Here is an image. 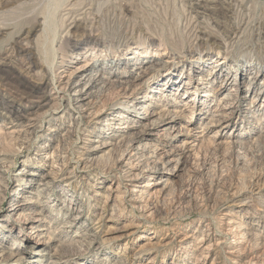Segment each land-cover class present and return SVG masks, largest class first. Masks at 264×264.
<instances>
[{"label": "rangeland", "instance_id": "rangeland-1", "mask_svg": "<svg viewBox=\"0 0 264 264\" xmlns=\"http://www.w3.org/2000/svg\"><path fill=\"white\" fill-rule=\"evenodd\" d=\"M62 1L0 0V23L4 24L0 26L7 24L0 35V97L13 101L17 107L27 108L37 98L22 95L20 80L38 83V78L48 70L44 77L49 82V70L54 75L59 69L62 70L56 74L61 75V83L56 85L54 81L55 87L50 85L47 90L42 86L40 89L51 98L44 110L50 107L53 110L50 115L56 121H48L49 116L40 122L36 132L25 134L24 131L16 133L15 130L20 127L7 124L0 116V230L5 232V228L11 227L13 236L10 241L2 242L4 247L21 242L22 250H27L36 240L42 242L37 244L38 248L43 247V243H47L45 236L50 234L42 233L40 229L47 225L51 227L50 233H53L63 222L64 212L67 215L65 219L72 225L75 223V226L67 228L68 234L73 235L77 228H86L92 233L91 244L82 242L79 255V246L69 245L58 251L65 264H99L105 259L116 260L117 264H264V247L259 243L260 239L264 240V143L254 142L264 136V121L255 124L253 119L247 118L249 114H244L249 102L242 99L246 94V81L238 97L233 100L234 107L225 111V117L217 124L204 125L220 113L217 106L220 103L217 102L221 95L209 92L214 97H205L211 102V107L207 106L206 111L202 95L206 94L208 88L197 89L194 95H190L191 89L186 96H179V93H183L184 88L179 90L185 85V78L189 77V67H186L189 62H184L182 68L180 60L184 56L178 57L179 51L183 50L182 54L189 59L185 51L190 46L198 45L204 49L208 45L214 48L200 74L206 75L207 67L223 56L218 51L222 52L224 48L220 46L216 49L222 41L217 34L221 31L228 35L235 32L237 17H242L246 24L239 31L227 65L231 64L232 67L233 59L239 63L264 61V0H243L244 3L240 0H93L92 6L85 9L87 13L80 16L82 20L71 28L70 38L60 37L64 23L62 18L54 15L56 2L60 7ZM197 2L200 7L196 6ZM235 9H241L240 13ZM44 13L53 14L49 17L55 22L54 34L49 33L45 42L43 27L36 23ZM194 19L203 20L202 25L210 22L212 27L219 29L209 31L216 38L206 40V33H198L196 35L201 40L195 43L190 32ZM53 36L56 40L51 43ZM85 37L98 39V50L112 49L110 54L114 57H108V62H112L117 55L125 54L124 50L137 47H142V55L150 58L157 51L164 50L167 54L158 58L163 62L161 68L155 72L145 71L141 76L136 74V68L125 72L123 66L118 64L112 70L118 73L115 79L119 81V86L106 88L101 97H96V88H92V94L73 104L75 110L62 109L56 106L57 101L52 98L58 95L56 91L61 88L59 93L72 95L74 91L70 87L80 77L81 70H77V67L99 57L98 53L94 57L89 54L92 48L88 47H92V42L85 49L80 48L78 42ZM26 43L38 56L33 64L27 63L25 53L17 54L19 48L26 47ZM75 55L78 58H74ZM197 55L191 57L192 62ZM52 59H55L53 64L50 63ZM181 69H184L181 85L175 96L176 86L168 89L161 85L164 75L173 70L177 75H173L172 80L174 83L178 81ZM196 73L193 71L194 76L190 81L194 86L200 85ZM71 80L72 84L65 85L66 81ZM212 86L215 87L214 84ZM83 87L80 84L77 88ZM155 91L162 92L163 97L158 99L161 93L155 95ZM144 92L148 97H153L148 108H153V115L142 119V126L138 128L108 129L128 124L125 119H107L123 109L126 102L138 103L136 110H143L137 108L141 107ZM171 95L177 98L175 103L170 100ZM191 97L195 99L189 101ZM80 104H83L81 110ZM144 104H149V100ZM168 108H173L178 118L167 120L164 127L150 128L148 131L143 129L145 123L151 122L160 111ZM109 122L114 123L108 126ZM171 124L181 128L183 140L188 146L182 164L177 166L178 170L171 173L175 165L172 162L156 173L145 171L141 179L129 180L139 171L132 168L130 176L125 178L121 169H126L123 165L128 163L130 153L122 162L116 161L124 146L109 144L111 132L120 131L124 141L134 132H146L151 143L158 145L165 141ZM151 132L156 135H149ZM229 141L240 145L231 150ZM161 156L159 151L153 159L160 161ZM105 158H108L106 163ZM31 171L35 173L32 177L24 174ZM150 174H153L152 178ZM23 177L33 178L35 183L38 180L45 183L38 186V189H42L38 201L42 206L51 205L45 211L48 209L55 219L52 225L38 221L30 223L31 228H27L29 220L40 218L36 215L38 209L35 206L27 205L24 217L7 210L10 203L24 201L23 189L17 191L18 197L14 195ZM35 183L31 189L22 187L36 192ZM69 204L83 211L82 216L76 215L81 217L78 221L72 220L77 213L69 208ZM58 209L61 210L57 216ZM230 221L244 223L250 236L248 240L234 239V232L229 230ZM25 234L30 238L27 239ZM17 235L19 237L16 238ZM203 238L205 240L200 241ZM256 240H259L258 243ZM104 245H107V250L103 255L100 251ZM202 247L208 248L206 257L196 261ZM231 250L236 252L231 254ZM47 258L43 254L39 264H49ZM24 260V264H33Z\"/></svg>", "mask_w": 264, "mask_h": 264}, {"label": "bare ground", "instance_id": "bare-ground-1", "mask_svg": "<svg viewBox=\"0 0 264 264\" xmlns=\"http://www.w3.org/2000/svg\"><path fill=\"white\" fill-rule=\"evenodd\" d=\"M57 1H59V0H57ZM61 1L62 0H60V2ZM92 1L93 0H63L62 3L59 4L60 7H57L58 4L56 2L57 8L56 7L53 8L55 10L54 15L57 14L58 17H60V19L62 18V21L64 23V24L62 23L63 28H61V33H62V35L60 36L61 38H70L71 28L76 27L75 24H77L76 22L78 20H80V19L82 20V17H80V16H82L86 12L85 9H87L88 6H92V5H90L93 3ZM240 1L243 2V0H240ZM234 2H235V0H234ZM234 2H232V3H234ZM242 2L240 4L244 5L243 4L244 2L243 3ZM196 6L200 7L201 5H200V3L197 2ZM244 9H246V8H244ZM235 10L239 13L241 11V9H235ZM49 15L53 16V14H49ZM49 15L47 13H44V16H42V19L40 21H39V19L36 20V23L39 26L41 25V27H43L42 32L44 34V36H43L44 42L46 41L48 34L49 33L51 34V32L53 33V29L55 28L54 27L55 22L53 21L52 17L50 19ZM237 16H240V15L237 14ZM246 18H247V16H246ZM195 20L196 19L193 20V25L191 24L192 27L190 28V32H192L191 34L195 38L194 39L195 43L198 41V39L201 40V37H199V35L198 36L196 35L198 33L199 34H201V33L205 34L206 33V35H207L206 40H208L210 38H216L214 36V34H212L209 31H211V30L212 31H216V30L220 31L219 29H215L214 27H212L210 22L209 23L206 22V25L205 24L202 25L201 23L203 20L202 21H200V20L195 21ZM236 21L237 22L235 24L233 23L235 26V32L232 31L233 33L231 32L230 35L226 34V32H224V31H221L220 33L216 32V33H219L217 35L222 40L221 44L216 46V49H219L220 46H221V48L223 47L224 49L222 50V52L218 51V53L219 54L222 53L223 56L217 60L215 59L211 63V65L209 67H207L206 75L201 76L200 74L204 70V66H206V64L209 62L208 59H210V56L214 51L213 50L214 48H212V47L210 48V47H208V45H206L204 49H202L198 45L190 46L188 48V50L185 51L190 56L189 59H186L185 55L182 54L183 50L179 51L180 53L178 54V57L184 56L180 60L182 62V65H181L182 68H184L186 62L187 63L189 62L188 65H186V67L187 66L189 67L188 68L189 77H187V79L185 78V85H182L181 88H180V85H181L180 80H182L181 75L183 74L184 69H181L180 72L178 73L179 76L177 77V79H179V80L176 81L175 83H174V80H172V76L177 75L176 71L173 70L172 72H169L166 75H164V81L162 82L161 86L163 87L165 85V87L170 89L174 85V87L175 86L177 87L176 89L174 88L175 92L179 88H180L179 92L182 91V89L184 88L183 93H181V94L179 93V96H186V94L189 93L191 91V89H192V93H190V95H194L196 93L197 89L199 90L202 87L203 88L205 87V89L208 88L205 90L206 94L202 95V97H204L203 98L204 100L202 101V103L205 106V111H206L207 106L211 107L210 100L206 99L205 97L206 96L214 97L213 95H210L209 92L212 91V92L219 93L221 95L219 97L218 102H217V103H220L219 105L217 104V106L220 110V113L214 115V116H217V118L210 119L204 125H208V124H212V123L217 124L220 122V120L223 117H225V114H224L225 111L229 108L234 107L235 101H233V100L238 97L237 94L239 93V91L242 90L241 87H242V85H244V83H246V81H247L246 89H245L246 94L242 99L244 102L248 99L249 102L247 103L246 109H244V112H245L244 114H245V116H246V114L247 115L249 114L247 118L253 119L252 122L255 124H259V123L264 121V61L260 60L261 62L260 61L255 62L254 60H247V61H243V62L239 63V62H237L236 59H233V63H232L233 66L231 67V64L229 66L227 65L228 61L230 59V52H232V49H233L232 48L233 44L239 38V36H238L239 31H240L241 27L244 24H246V21L244 19H242V17L241 18L237 17ZM212 22H216V20L212 21ZM6 25L7 24L5 23V26H0V35L2 33V30L6 28ZM54 39H55V36H53L51 38V40H52L51 43L56 40V39L55 40ZM98 41L99 40L96 38L91 39V38L85 37V38H83V40L78 42L81 45L80 48H82V50L85 49L86 47H88V44L92 42V44H93L92 47H88V48H92L91 51L89 52V54H91L94 57L98 53L99 57L94 58L93 61H91L90 63H85L80 68L77 67V70H79V69L81 70L79 72L80 77L75 81V83H73L72 87H70L74 91V93L72 95H70L66 92L65 93L63 92L61 94V93H59L62 90L60 88L58 90L59 92L56 91V93L58 95L55 97H52L53 99H55L57 101V103H55L56 106H58L62 109L75 110L76 107L73 106V104L77 103V102H81L82 100L87 98V96L92 94L93 91L90 90L92 88H96V90L94 91L96 94V97H101L104 94L106 88H113L119 84L118 83L119 81L115 79V77L117 76L118 73L115 72V70H112L113 67H116L118 64H121L123 66L122 68L124 69L125 72L130 70V68L131 69L133 67L136 68V70H137L136 74L138 76H141L142 74L145 73V71L155 72L159 68H161L163 62H162V60H160L158 58L167 54L166 52H164V50L161 49L162 51H157V54H154L152 56V58H153L152 59L150 57H146V56L142 55L144 53V51H142L143 48L137 47V48H134L133 50H129V49L124 50L125 54H123L121 56L117 55V57L115 59H113L112 62H108L110 60V59H108V57L112 58V56H113L110 54L111 53L110 50H112V49L104 48V49L98 50V48L96 47V46H99ZM24 45L26 47L25 48L21 47V49L19 48V52H17V54L19 55L21 53H25L27 63L28 64L35 63V60L37 59L38 56H36V54L31 50L30 45H28L27 43ZM145 48H147V47H145ZM163 49H164V47H163ZM83 53H86V52H83ZM193 53L198 54V55L195 57V59H193V62H192L191 57L194 56ZM180 54H182V55H180ZM192 54H193V56H192ZM219 54H217V56H219ZM262 54L264 57V51ZM74 58H78V56L75 55ZM262 59H264V58H262ZM54 61H55V59H52L50 63L53 64ZM115 61H117V62H115ZM225 66H227L226 69H225ZM86 70H89V71L85 72ZM186 70H187V68H186ZM61 71L62 70L59 69L56 74H58ZM193 71L197 72L196 73V79L198 80L197 83L200 85L194 86V84H192L190 82L194 76L192 74ZM47 72H48V70L45 71L44 73H47ZM44 73L42 74L43 77L38 78L39 79L38 83H34V84H31V83H28V82H25V81H22L19 79L21 81L20 82L21 86L23 87L22 95H25L26 97L37 98V101H34L35 102L34 104L31 103L27 108L26 107H23V108L17 107V106H15L13 101H7V100H4L2 96L0 97V108L2 109V113L0 116L2 117L3 121H7V124L13 123V124L17 125L18 127H20V128L15 130L16 133H22L24 131L25 134H33L34 132H36L38 130V128H40V122L44 119H47L49 116H50V120H48V121H51V120L56 121V118H53L54 116L51 117V115H50L53 111L50 109V107H48V109L44 110V108L47 107L49 105V103L51 102L50 101L51 98L49 99L47 93L40 91V89L43 86L42 88L45 87L47 90H49L50 89L49 86L50 85L53 86L54 81H55V84L57 85V84L62 82V79H61V75H59V76L56 74L54 75V72L52 74V70H49V73L51 75V81L48 82V81H46L47 80L46 77H44ZM162 80L163 79H160V81H162ZM217 82H219V83L217 84V86H215V84ZM70 84H72V80L66 81V83H65V85H70ZM80 84H82L84 86L82 89L77 88ZM213 84L215 86L214 88L212 86ZM86 86H87V89L84 90V88ZM189 86L191 88H189ZM54 87H55V85H54ZM163 91H165V89ZM232 91L234 92V94H232L233 93ZM159 93H161V95H159ZM174 94L175 93H173V95ZM155 95H159L158 99L163 97L162 92L155 91ZM173 95H171L172 97L170 100L175 103L177 100V98L175 96H177L178 93L176 92V95L175 96H173ZM246 96L248 98H246ZM142 98H143V102L139 101L141 107H138L137 109H143V110H136V105L138 103L134 104L133 101H130V102H126V105H125V107H123V109L118 110L116 112L117 115L115 114L114 116L107 118L108 120H117V121H122L123 119H125V121L128 122L127 125H121V126L118 125L116 127H111V128L109 127L108 129L113 131L114 128L116 130L128 128V127L134 129V128H138V127L142 126V124H140L141 120L146 119L149 116H152L154 113L153 108L148 110L149 106H151L150 102H152L153 97H148L146 92H144V94L142 95ZM194 99H195V97H191L189 99V101H193ZM132 100L136 101V99H134V98H132ZM146 100H149V104L145 105L144 102ZM63 103H65V104L63 105ZM129 103H131V105H128ZM156 103H158V102H156ZM82 106H83V104L79 105L80 110H81ZM234 109L236 110V108H234ZM53 113H55V112H53ZM175 114L176 113H175V110L173 108H171V109L168 108V109L162 110L157 114V117L154 120H152L151 122L145 123L143 126V129H146V131H148L150 128L164 127V125H166L167 120L178 118V117H176ZM255 114H257V115H255ZM128 115H130V116L128 117ZM174 122H175V120H174ZM113 123L109 122L108 126L113 124ZM23 127H26V129H22ZM253 127H256V125H253ZM169 130L170 131L164 137L165 141L163 143H158V145L151 143L150 138H148L146 136V135H148V133H146V132H144V133L143 132H134V133L130 134L125 141L122 140L123 138L120 137L121 136L120 131L113 132V133L111 132V134L109 135V138H111L109 144L114 145V146L116 144L117 145L121 144V146L122 145L124 146V149L119 154V158H117L116 161L122 162L123 158L130 153L129 158H128L129 159L128 163H125L123 165V166H125L126 169H124V170L121 169V172L123 171V176L125 178L130 176V174H131L130 172H131L132 168H135L139 171L137 173H134V174L132 173L133 176L132 177L130 176L129 180L135 179V178H136V180L141 179L143 172H145V171H148L151 173H156L160 169L170 165V163H172V162H175V165H174L171 173H173V171L178 170L177 166L182 164V158L184 157L185 153L187 152L188 146L186 145L187 142H185L183 140V137H182L183 133H182V130L179 126H175V125L172 126V124H171ZM149 135H151V136L156 135V133L151 132ZM41 136H43V135H41ZM230 140H232V139H230ZM122 141H123V143H121ZM254 142L264 143V136H262L261 138L255 139ZM229 144H230L229 147L231 150H234L235 147L240 145V144L238 145L236 142H233V141H229ZM159 151H161V153H162L161 160L159 159L160 161H155L153 159V157L154 156L156 157V154H158ZM107 160H108V158H105V163L108 162ZM147 161H149V162H147ZM134 162H135V164H134ZM140 167H142V168L139 169ZM25 173L28 174L29 176L31 175L30 177L34 176V174H35L32 171L31 172H24V174ZM151 175H153V174H150V178H152ZM40 181L38 180V182L35 183L33 178L28 179V178L23 177L21 179L20 186L18 188H16V190H14V195L16 197H18L17 191L18 190L22 191V189H23V191H24L23 193H25V194H23L22 198L24 201L22 203H18V200L14 201V202L10 203L8 205V208H7V210H11L13 212V214H17L18 217H22V216L24 217V215H25L24 209L27 208L26 207L27 205H29V206L32 205V206L37 207L38 211H37L36 215H38V217H40V218H34V219L29 220L28 221L29 225H27L28 226L27 228H31L30 223H35L38 221L39 222H45L46 224L52 225L54 223V220H55L51 216V214L48 212V209H47V212L45 211L46 207L47 206L50 207L51 205L44 204V206H42V203L40 204L38 201L39 195H40L39 192L42 191V189H38V186L45 185V183H42ZM34 183L37 184V186L35 188L37 190L36 192H33L32 190L27 191L26 189H24L22 187V186H27V187H29V189H31V186H34ZM143 194H144V192H143ZM68 201L70 203L71 199H69ZM68 206L71 210H74L75 213H77V214H75V217H73L72 220L78 221L81 217L76 216V215L82 216L83 211L81 209L72 208V204H69ZM60 210L61 209H58L56 211V215L60 212ZM17 211H19V212L17 213ZM62 215L64 218L62 220L63 222L57 228H55L53 233H50L49 229H51V227L47 226V225H45L44 227H42L40 229L42 233L47 232L50 235L45 236L47 243H43V247H39V248H38L37 244L40 245V244H42V242H40L38 240H36L35 243L31 244V249L28 248L29 250L28 249L22 250L23 245L21 242H17V243L15 242V243H12L11 246H7V247L5 246L4 247V243L10 241V238L13 237L12 232H11L12 228L11 227H8L7 229L5 228V232L0 230V264H24V263H26V262L22 263L23 261H25L24 258L26 259L27 263L32 262L33 264H39L40 257L42 258L43 254H45V256L47 255V257H48L47 261L49 264H65V260H63L64 258L61 256V253H58V251H60V249H62L64 247L65 248L68 247L69 245L76 246V248L79 246L78 251H77V253H78L77 255H79V253L82 250L80 248V245L83 244L82 242H89L88 244H91L90 236H92V233L89 230H87L86 228H82V229L77 228L73 235L68 234L69 231L67 230V228H71L72 226H75V223L72 225V223L69 220L65 219L67 216L66 213L62 212ZM26 222H27V220H26ZM230 222L231 223H230V229L229 230H230V232H234V235H235L234 239H237V238H239V239L241 238L242 240L247 239V237L249 236L248 235L249 233H248V231H246L248 229H246L247 227L244 225V223L233 222V221H230ZM1 228H2V226H0V229ZM206 230H208V229H206ZM86 231H89V232H86ZM25 236L27 237V239L30 238V236L27 234H25ZM17 237H19V235H17L16 238ZM89 239H90V241H89ZM203 240H205V239L204 238L200 239V241H203ZM249 240H251V238H249ZM258 241L259 240H256L255 242L258 243ZM2 242H4V243H2ZM235 242H238V241H235ZM57 243L58 244L60 243V245H58ZM259 243H261L262 244L261 246L264 247V240L260 239ZM231 249H234V248L232 247ZM106 250H107V245H104V248L101 249V251H100L101 254L104 255ZM42 251H44L43 254H42ZM207 251H208L207 247H202V249H200L198 252V258L196 259V261H199L200 259L206 257ZM235 252H236V250L230 251L231 254H233ZM80 255H82V254H80ZM29 258H31V261ZM98 260H100V259H98ZM105 260L106 261L102 260L104 262L101 261L99 264H117L116 260L113 262H112V260H109V259H105Z\"/></svg>", "mask_w": 264, "mask_h": 264}]
</instances>
